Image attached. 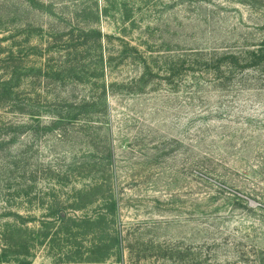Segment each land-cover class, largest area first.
Masks as SVG:
<instances>
[{"label": "rangeland", "instance_id": "1", "mask_svg": "<svg viewBox=\"0 0 264 264\" xmlns=\"http://www.w3.org/2000/svg\"><path fill=\"white\" fill-rule=\"evenodd\" d=\"M263 40L264 0H0V264H264V74L178 59Z\"/></svg>", "mask_w": 264, "mask_h": 264}, {"label": "trees", "instance_id": "2", "mask_svg": "<svg viewBox=\"0 0 264 264\" xmlns=\"http://www.w3.org/2000/svg\"><path fill=\"white\" fill-rule=\"evenodd\" d=\"M201 54L205 55L201 57V59L204 58V66L213 70V75L215 76L214 83L217 86H225L231 79H235L237 76H239V85L242 83L250 85V82L254 81L253 79L245 78V75L249 73L253 75L255 73L264 74V40L258 45H247L237 50L217 48L208 53H195L192 54L194 56L192 60L188 59L187 55H178V59L180 62L189 60L190 63L196 64L200 60L198 55ZM101 180L105 181L104 179ZM101 180L93 177L91 186L100 183ZM111 203L112 206H115V201L111 200ZM2 241L4 240L2 239ZM194 257V264H210L208 261L216 259V255L210 253V251L204 254L195 252ZM0 260H2L1 256Z\"/></svg>", "mask_w": 264, "mask_h": 264}]
</instances>
